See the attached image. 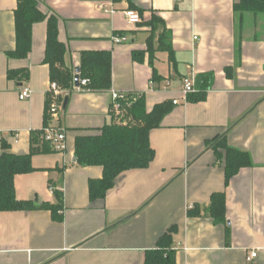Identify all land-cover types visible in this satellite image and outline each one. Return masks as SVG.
<instances>
[{
  "label": "crops",
  "instance_id": "1",
  "mask_svg": "<svg viewBox=\"0 0 264 264\" xmlns=\"http://www.w3.org/2000/svg\"><path fill=\"white\" fill-rule=\"evenodd\" d=\"M36 1L46 19L33 26L28 57L13 59L18 0H0V156L3 141L16 156L43 150L32 133L47 126L66 132L67 150H41L32 156L34 171L15 177L17 200L35 210L0 213V264H144L172 228L176 264H264V16L236 14L240 0ZM127 11L142 22L130 25ZM51 18L75 76L83 54L111 55V89L74 87L59 120L46 116ZM115 37L128 41L117 45ZM10 71L29 78L9 79ZM204 75L211 84L196 101ZM185 78L196 88L187 98ZM24 89L32 96L20 101ZM114 93L144 95L148 113L165 103L170 111L150 135L151 166L124 173L104 200L92 202L90 182L102 180L104 170L78 166L75 143L114 125ZM222 138L252 161L228 185L225 153L219 161L212 148ZM216 194L226 196L223 224L210 213Z\"/></svg>",
  "mask_w": 264,
  "mask_h": 264
},
{
  "label": "trees",
  "instance_id": "2",
  "mask_svg": "<svg viewBox=\"0 0 264 264\" xmlns=\"http://www.w3.org/2000/svg\"><path fill=\"white\" fill-rule=\"evenodd\" d=\"M234 12L238 15L252 14L264 16V0H240L234 6ZM16 19L17 47L14 52L9 53L13 59H26L32 50V29L37 23L45 21V16L40 12L36 0H18ZM170 58L173 53L168 49ZM67 49L58 38V20L49 19L48 41L45 55V64L50 68L52 83H56L64 92L74 89V71L66 67ZM173 61V60H172ZM80 80H86L87 86L81 88L88 92H103L111 89V55L109 53H85L81 57L79 68ZM231 70L227 76L232 77ZM28 80L27 71L9 72V79L18 78ZM154 82H161L154 75ZM211 76L204 75L196 82L200 89V97L196 101L206 98L205 92L211 84ZM196 89V88H195ZM129 101L122 102L127 108L129 115L136 124L125 127L110 125L105 127L100 134L79 137L75 143V163L80 167H102L103 179L90 182V199L92 202L104 200L109 191L116 184L117 179L126 172L133 170L148 169L155 160V152L151 147L150 135L157 130L163 118L170 111V104L156 106L151 113L146 110L144 95L130 94ZM48 105L50 99L48 96ZM49 106L47 107V118ZM49 119V118H48ZM139 124V125H138ZM46 128V127H45ZM44 129L32 133L33 147L28 156H16L9 152V146L2 142V154L0 156V213L28 212L35 210L32 203H22L17 200L14 180L22 174L34 171L32 167V156L50 150L49 146L41 141ZM213 150L219 161L225 153V179L226 184L239 174L242 169L252 167V161L248 154L229 148L225 138L220 139L213 145ZM60 198L59 196H57ZM44 209L56 211L59 207L45 206ZM194 210V209H193ZM191 209V211H193ZM210 213L217 224L226 221V196L216 194L212 197ZM177 230L172 228L162 236L157 247L146 253L144 264H176V253L173 250V235Z\"/></svg>",
  "mask_w": 264,
  "mask_h": 264
},
{
  "label": "built area",
  "instance_id": "3",
  "mask_svg": "<svg viewBox=\"0 0 264 264\" xmlns=\"http://www.w3.org/2000/svg\"><path fill=\"white\" fill-rule=\"evenodd\" d=\"M101 9H104L107 14L114 15L115 14V9L108 8L101 6ZM125 16L128 20V23L132 26H137L139 25L142 20L139 14L136 12L132 11H127L125 13ZM127 39L124 37H115L113 39V42L117 45H122L127 43ZM87 81L86 80H80V87L77 88L78 90H81V88H84L87 86ZM183 84V89L182 93L185 98H187L189 95L196 93L195 89V83L194 80L190 78H185L182 81ZM151 89H155V83L151 82L150 83ZM65 95L66 92L62 91V89L56 84V83H51L48 96L50 99V105H49V112L48 115L54 119V120H59L60 116L63 114V107H64V101H65ZM32 92L29 89H24L22 90L19 99L20 101H27L31 98ZM113 99V117H114V126L118 127H125L130 124H132L133 119L129 115L128 110L126 107L123 106L122 102H128L129 97L128 95H119L114 93L112 95ZM178 101H174L173 105L176 106L178 105ZM41 141L43 144H46L49 146L51 151L54 153H65L67 150V134L66 132L58 126H47L44 128V133L42 135ZM257 257V253H252L250 257L248 258V261L251 262V260L255 259Z\"/></svg>",
  "mask_w": 264,
  "mask_h": 264
},
{
  "label": "water",
  "instance_id": "4",
  "mask_svg": "<svg viewBox=\"0 0 264 264\" xmlns=\"http://www.w3.org/2000/svg\"><path fill=\"white\" fill-rule=\"evenodd\" d=\"M79 69H76L75 73H76V76H75V79H74V83H75V87L76 88H79L80 87V77H79ZM68 103H69V98H66L65 101H64V107L63 109L66 110L67 106H68Z\"/></svg>",
  "mask_w": 264,
  "mask_h": 264
},
{
  "label": "rangeland",
  "instance_id": "5",
  "mask_svg": "<svg viewBox=\"0 0 264 264\" xmlns=\"http://www.w3.org/2000/svg\"><path fill=\"white\" fill-rule=\"evenodd\" d=\"M133 124H136V123L134 122V120H133V122H132V125H133ZM138 125H139V124H138Z\"/></svg>",
  "mask_w": 264,
  "mask_h": 264
}]
</instances>
